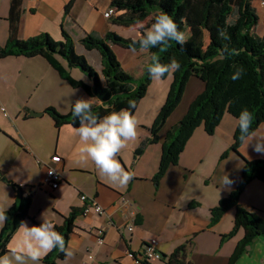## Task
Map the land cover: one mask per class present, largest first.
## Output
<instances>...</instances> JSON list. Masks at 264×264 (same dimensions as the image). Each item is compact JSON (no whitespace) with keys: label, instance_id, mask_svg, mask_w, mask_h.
<instances>
[{"label":"crops","instance_id":"obj_1","mask_svg":"<svg viewBox=\"0 0 264 264\" xmlns=\"http://www.w3.org/2000/svg\"><path fill=\"white\" fill-rule=\"evenodd\" d=\"M261 1L264 0H235L233 4L234 17L243 2L253 11L258 19L255 29L258 36H264ZM70 2L65 14V6ZM9 5L10 0H0V48L8 37ZM110 8L108 0H21L17 38L27 40L46 33L59 41L64 29L75 43L85 35L103 37L108 31L137 39V24L125 28L112 23L120 12L109 18L103 16ZM123 32L133 35L124 36ZM147 59V52L138 50L128 55L126 64L119 63L127 74L137 79ZM59 62L67 69L63 60ZM132 68L138 70L134 76ZM68 72L75 80L90 85L77 69H68ZM203 89L199 80L191 78L187 82L180 103L159 133V141L147 144L135 158L134 150L149 137L146 128L151 125L156 106L146 112L147 120L138 121L137 138L129 141L117 157L123 168L133 174V179L126 186H120L102 175L90 159L81 160L82 142L74 128L63 125L56 129L43 113L53 107L60 114H67L77 99L90 97L81 89L69 87L41 57L0 59V109H4L0 110V173L20 187H34L29 218L24 221L29 226H38L44 219L59 226L72 208L82 210L81 195L95 199L106 210L102 216L90 213L76 218L67 242L73 256L58 260L57 264H129L125 253H138L150 239L158 241L159 251L164 256L150 264H166V257L189 240L191 244L186 253L189 264L229 263L244 232L238 229L231 237L224 238L233 228L235 210H227L213 226L209 225V211L236 188L241 178V158L232 152L222 157L233 142L236 129L233 116L225 113L212 135H207L202 126L196 128L177 164L166 169L156 186L153 182L166 133L181 120ZM99 104L98 101L94 106ZM29 112L41 113V116L29 117ZM238 152L249 161L264 160V154L253 151L251 145L245 150L240 144ZM54 155L61 159L55 166L61 177L57 191L65 199L51 204L50 210L42 202L49 198L47 193L38 187L44 183L46 164ZM225 174L232 183L223 188ZM54 195H51L53 200ZM13 203V189L0 179V208L6 211ZM191 203L197 206L189 208ZM238 205L264 219V183L249 182L239 196ZM130 225L132 231L127 230L126 226ZM98 229L102 230L101 245L96 242ZM15 234L16 231L12 237ZM94 250V259L89 260ZM234 264H264V238H257Z\"/></svg>","mask_w":264,"mask_h":264},{"label":"trees","instance_id":"obj_2","mask_svg":"<svg viewBox=\"0 0 264 264\" xmlns=\"http://www.w3.org/2000/svg\"><path fill=\"white\" fill-rule=\"evenodd\" d=\"M108 2L115 12H120L112 21L114 25L126 28L136 25L138 21L143 23L144 28H139L137 39L123 38L115 32L108 31L103 37L85 35L75 43L62 29L59 41H54L46 33L27 40H19L17 30L21 0H10L8 37L5 45L0 48V59L43 58L69 87L81 89L86 96L102 101L98 106H94L93 111L103 116L113 110L127 108L130 100L135 101L137 107L152 81L148 72L152 55L158 56L160 62L164 64L175 57L181 67L172 74V83L165 102L151 126L146 128L149 137L134 150V157H138L147 144L159 141L161 129L180 103L186 84L191 78L202 82L204 89L190 103L181 120L166 133L158 170L153 177L155 186L166 169L177 164L180 153L196 128L202 126L207 135H212L225 113L238 117L243 109H248L253 114V128L264 123V36L255 33L258 19L245 2L239 7L236 17L233 16L235 0H108ZM70 6L71 2L65 6V14L68 13ZM161 13H167L172 17L178 29L185 34L187 42L180 46L175 41H170L167 47L157 46L145 50L148 59L142 66L141 76L135 79L122 69L112 46L131 50L133 41L139 40L151 27L155 16ZM218 29L225 30L229 39H220ZM76 45L82 48V53L77 52ZM225 47L228 49L227 52H224ZM138 50L141 49L136 45V51ZM87 55L94 56L98 63L97 70L88 62ZM59 59L66 63L67 69L60 64ZM240 67L244 69L241 78L232 80L231 76ZM68 69H77L87 77L90 85L72 78ZM72 106L64 115L53 107L46 108L43 113L52 120L56 129L63 125L75 128L79 126V121L72 114ZM136 107L130 111L134 113ZM239 135V129L236 128L233 142L222 157L232 152L241 158L240 181L231 193L209 211V225L213 226L227 210L231 208L235 210L233 228L224 238L231 237L238 229L244 232L228 264H234L257 238H264V219L238 205L239 196L249 182L258 180L264 183V160L249 161L242 158L238 152L241 144ZM0 179L14 191V203L6 210L8 219L0 231V255H3L19 223L29 218L28 210L34 187H20L7 180L1 173ZM195 205L197 206L196 203H191L188 207L192 208ZM79 215L82 216V210L72 208L68 215L63 217L62 224L55 225L56 230L65 237L66 243ZM190 244L189 240L177 247L166 257V264H189L186 261V253ZM65 258L64 253L57 249L41 262L57 264L58 260Z\"/></svg>","mask_w":264,"mask_h":264},{"label":"clouds","instance_id":"obj_3","mask_svg":"<svg viewBox=\"0 0 264 264\" xmlns=\"http://www.w3.org/2000/svg\"><path fill=\"white\" fill-rule=\"evenodd\" d=\"M139 28H144L142 22H137ZM218 37L228 40L229 36L223 29H218ZM170 41L178 45L186 44L185 34L178 29L176 22L167 13L155 16L154 22L140 37L132 43L131 50L136 51V45L141 50H148L157 46L167 47ZM163 47L161 50H163ZM228 49L225 47L224 52ZM223 58V55L221 56ZM152 63L148 72L153 80H161L180 69V63L172 57L167 64L161 63L156 55L151 57ZM244 69L238 68L231 76L232 80L240 79ZM97 98H80L72 106V114L79 121V126L74 128L75 134L80 138L82 146L79 149L81 160H91L102 175L111 182L126 186L133 174L126 171L117 158L127 142L137 138L138 122L130 109L136 107L133 100L128 102L127 108L113 110L106 115L94 113ZM100 103L102 101L99 100ZM234 127L239 129V141L245 147L252 146L253 151L264 154V126L253 128L254 117L248 109H243L238 117H233ZM232 181L228 174L222 178L224 187L230 186ZM8 219L6 211L0 208V225ZM59 250L66 258H71L73 252L67 245L65 237L56 230L55 225L43 219L41 224L29 226L26 221H21L7 247L5 254L0 255V264H40L52 251ZM95 251L89 255L92 260Z\"/></svg>","mask_w":264,"mask_h":264},{"label":"rangeland","instance_id":"obj_4","mask_svg":"<svg viewBox=\"0 0 264 264\" xmlns=\"http://www.w3.org/2000/svg\"><path fill=\"white\" fill-rule=\"evenodd\" d=\"M124 36H131L133 35V33L130 32H123ZM120 36V35H119ZM122 37V36H121ZM125 38V37H123ZM54 40V39H53ZM56 41V40H54ZM112 49L114 51V53L117 56L118 61L124 65L127 63L128 60V55H132L131 51H127L124 50L122 48H119L117 46H112ZM76 50L79 53H82L83 50L80 46L76 45ZM95 57H97V54L94 53ZM89 56V55H87ZM88 62L94 67L98 68V63L95 61L94 56H89L88 57ZM138 72V70L136 68H132L131 70V74L134 76V74H136ZM195 79V78H194ZM197 80V79H195ZM189 82V81H188ZM172 83V74L170 76H165L163 79L161 80H153L151 81V84L147 87L146 92L144 97L140 100V104L138 107H136L133 115L135 116V118L137 119V122L139 120H147V116H146V112H149L151 109H153L156 106V114L154 115V118L150 121L151 124L153 123V121L155 120L160 108L162 107L163 103L165 102L166 96L168 94V91L170 89V85ZM164 87V93L162 92V89ZM185 92V90H184ZM162 94V97H161ZM159 97H160V105H158L159 107H157V103L159 102ZM151 126V125H150ZM129 142H127L128 144ZM128 146V145H127ZM127 146L125 148H127ZM124 148V149H125ZM122 149V151L124 150ZM59 188V187H58ZM58 188L56 189H52L51 187H49L47 184L43 183L41 185V190H43L44 192L47 193L48 197L47 200H42L44 206H46V208H50L51 204H58L64 201L65 196L60 195ZM54 195V200L51 199V195ZM51 210V208H50ZM261 218V217H260Z\"/></svg>","mask_w":264,"mask_h":264},{"label":"built area","instance_id":"obj_5","mask_svg":"<svg viewBox=\"0 0 264 264\" xmlns=\"http://www.w3.org/2000/svg\"><path fill=\"white\" fill-rule=\"evenodd\" d=\"M260 5L264 7V1L260 2ZM115 9L110 8L106 13H104L105 18H109L115 14ZM4 111V109H0ZM61 162L60 157L57 155L52 156L49 159V163L46 164V171L44 177V183L47 184L52 189H56L59 183L61 182V177L56 170L55 166ZM41 187H38L40 190ZM81 202L83 203L82 208V216H87L90 213H93L98 216H102L106 214V210L103 209L93 198H88L84 195L80 197ZM128 231H132V226H126ZM96 242L98 245L103 244L102 240V230L98 229L96 231ZM125 257L129 260V264H150L152 261H160L162 259V255L159 251V243L156 239H150L145 243L143 248L138 253H133L127 251L125 253Z\"/></svg>","mask_w":264,"mask_h":264},{"label":"water","instance_id":"obj_6","mask_svg":"<svg viewBox=\"0 0 264 264\" xmlns=\"http://www.w3.org/2000/svg\"><path fill=\"white\" fill-rule=\"evenodd\" d=\"M29 117H39L41 116V113H37V112H29L28 113ZM41 190V189H40Z\"/></svg>","mask_w":264,"mask_h":264}]
</instances>
